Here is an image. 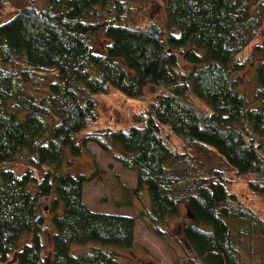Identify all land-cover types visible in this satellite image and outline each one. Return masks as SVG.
<instances>
[{"label":"trees","instance_id":"obj_1","mask_svg":"<svg viewBox=\"0 0 264 264\" xmlns=\"http://www.w3.org/2000/svg\"><path fill=\"white\" fill-rule=\"evenodd\" d=\"M45 1L0 22V166L27 168L0 171V261L120 264L109 246L132 247L137 218L93 210L84 200L91 177L60 172L68 148L81 155L95 142L136 172L135 192L151 202L140 217L158 236L187 208L193 255L174 264H243L239 242L264 238V218L228 172L264 198V56L251 49L263 0H165L166 28L128 22L132 0ZM250 64L259 108L238 75ZM113 90L147 101L139 123L100 127L98 97ZM46 211L56 229L50 254ZM93 242L102 246L72 250Z\"/></svg>","mask_w":264,"mask_h":264},{"label":"rangeland","instance_id":"obj_2","mask_svg":"<svg viewBox=\"0 0 264 264\" xmlns=\"http://www.w3.org/2000/svg\"><path fill=\"white\" fill-rule=\"evenodd\" d=\"M27 4H35L40 8H45V0H4L0 4V22L11 19L21 8ZM131 11L127 21L135 25H145L150 21H156L162 28H166L167 13L165 0H132ZM110 39L102 33L95 39V46L98 51L105 52ZM262 47L257 54L261 59L264 56V0H263V21L257 38L251 45ZM249 55V53H248ZM242 76V90L247 94L252 107L259 108L261 102L256 99V92L259 86L255 65H247L245 69L238 73ZM151 98V96H148ZM197 103L207 109L201 101ZM147 107V101L131 99L119 91L113 90L110 94L98 97V116L100 127H130L140 122L142 112ZM116 147V151H117ZM68 151V161L62 163L60 172L71 174H86L91 179L85 186V202L95 211L113 214H128L137 218L136 240L132 247L123 248L117 245H110L109 248L115 252V256L120 264H174L177 260H186L193 255L184 236V226L191 220L187 213V208L182 205V216L172 221L167 227L168 236L160 237L140 217L142 210L150 207L151 202L147 191H142L140 195L135 192L138 178L134 171L124 168L123 164L107 153L95 142H88L83 148L81 155H73ZM216 164L217 161H216ZM17 169L23 173L26 167L17 164H4L0 166V171L5 169ZM51 167H47L50 169ZM228 172L232 181L231 188L239 193L243 200L260 213L264 218V198L254 195L248 185V177H237ZM41 177L42 171H37ZM56 195L54 192L53 196ZM46 201V204H50ZM47 207V206H46ZM48 210V209H47ZM47 212V215L50 214ZM248 227H245L247 230ZM49 232L43 235L46 245L45 254H50L54 250L53 234L55 228L52 223V216L48 219ZM239 242L240 257L243 264H264V238L255 233L252 236L244 235ZM31 240L30 235L24 236L21 245ZM102 246L99 242L87 245L74 244L72 250L79 254L90 251L94 246ZM18 264L16 255L7 263Z\"/></svg>","mask_w":264,"mask_h":264}]
</instances>
